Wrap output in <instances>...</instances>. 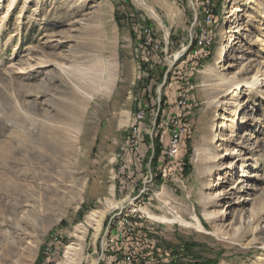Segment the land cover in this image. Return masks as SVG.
<instances>
[{
  "label": "rangeland",
  "instance_id": "rangeland-1",
  "mask_svg": "<svg viewBox=\"0 0 264 264\" xmlns=\"http://www.w3.org/2000/svg\"><path fill=\"white\" fill-rule=\"evenodd\" d=\"M145 1L163 27L133 0H16L3 21L0 264H41L56 236L53 264H64L73 243L67 264H111L121 246L135 250L139 264H264V87L232 85L264 73V0ZM9 2L0 0V21ZM204 36L209 45L199 50ZM108 60L113 72H104ZM178 91L188 101L182 113L190 132L176 179L162 182L156 171L165 136L157 125L175 110ZM139 103L150 110L149 125L158 112L155 131L141 129L151 130L145 144L157 146L156 157L150 147L135 154L126 144ZM223 146L241 150L243 160L196 162L198 150L219 157ZM92 211H103L100 230L85 225ZM132 215L142 219L116 238Z\"/></svg>",
  "mask_w": 264,
  "mask_h": 264
},
{
  "label": "built area",
  "instance_id": "built-area-1",
  "mask_svg": "<svg viewBox=\"0 0 264 264\" xmlns=\"http://www.w3.org/2000/svg\"><path fill=\"white\" fill-rule=\"evenodd\" d=\"M205 37V36H204ZM143 38L145 40L144 44L147 46L150 42H152V36L149 33L148 29L144 31ZM154 43V41H153ZM209 45V39L207 37L203 38L201 37V45L199 50L204 49L205 46ZM157 47L155 46V49ZM195 54H198V51L196 50ZM167 73V72H166ZM184 91H178V96L176 97L174 104H175V110L173 113H171L169 116L165 117L162 115L160 122L157 126H162V133L161 137L165 136V141L161 140L162 143L161 148V156H159V173L161 176V181L166 182L168 180H173V178L176 179V165H180L179 158L182 154V149L185 141V132H190L189 125L186 124L183 120L184 114L182 113L183 110L188 109V101L186 96L183 94ZM150 110L148 108L142 109L141 117L139 119L135 120V127L133 130V146H130L131 149L135 152V154L138 152H141L143 150L142 148V141H145V138L147 135H150L151 130L149 131H141L140 130V122L142 119H148V117H151V113H149ZM157 114L153 115V121L150 122L153 124L152 131H155V121L157 120ZM153 144H150V150L153 152ZM139 162V161H138ZM146 183H150V172L147 171L145 175V181ZM139 209H134L132 211L134 214ZM140 211V210H139ZM141 216H135L132 215V220L126 221L125 223L121 224V227L116 229L114 232L116 233V238L121 236L123 237L126 232H129L131 234L134 230L133 225H137L138 220H141ZM147 219V218H146ZM149 219V218H148ZM147 232H150L149 229H147ZM51 244H50V255L51 254H59V247L60 244H58V237H51ZM133 249V247H132ZM114 262L111 264H139L137 260V256L135 255V250L127 249V247H119L115 249L114 251ZM47 257H44L41 264H51L50 263V255L46 254Z\"/></svg>",
  "mask_w": 264,
  "mask_h": 264
},
{
  "label": "bare ground",
  "instance_id": "bare-ground-1",
  "mask_svg": "<svg viewBox=\"0 0 264 264\" xmlns=\"http://www.w3.org/2000/svg\"><path fill=\"white\" fill-rule=\"evenodd\" d=\"M27 1V0H26ZM157 1L159 0H153V3H157ZM252 1V0H251ZM133 2L141 9H143L147 15L154 19L158 24H160V26L163 27V24H162V21H161V18L159 17V15L157 14L156 12V9L153 5H149L145 0H133ZM16 3V0H10L9 4L7 5L6 9H5V12H4V15H3V18L2 20L0 21V28L2 27L3 25V21L5 20L6 17H8L11 9L14 7ZM251 3L254 4V1H252ZM159 5V4H158ZM26 7V3L23 5V8ZM160 7L162 9H165L166 12H170V11H176L175 8L167 3V2H163L162 1V4H160ZM23 11V10H22ZM22 11L19 13L18 15V19H17V26H20L23 24V14H22ZM243 10H239V13H242ZM233 28V26L231 27V29ZM231 31V30H228V32ZM234 33V32H232ZM167 35V34H166ZM181 52H183V50H181ZM177 53L175 54L173 60L169 63L170 66H172L175 62H176V59L179 58V56L182 54V53ZM116 67V63L112 62V60H108V62L106 63V66H105V69H104V72H113V69ZM229 68V67H228ZM226 68L225 66H223V68L221 70H224V69H228ZM95 79V78H94ZM96 81V80H95ZM93 81L91 83V86L92 88L95 86L96 82ZM105 81V80H104ZM115 83V76L113 77V80L109 79V77H107V80H106V83H105V86H104V92L105 94H108L110 92V89H111V86H113V84ZM236 89L239 88V87H245L246 89H249V90H255V89H258V88H261V87H264V73H256L252 78L248 79V80H237L235 82H233L232 84ZM160 92V91H159ZM233 100H238L240 99V97H237V98H232ZM144 109H146L144 107ZM141 117V113L137 116L136 119H139ZM146 123V119H142L141 122H140V130L142 129V126ZM145 126V125H144ZM134 127H135V123L132 127V131L130 132V138H132V135H133V130H134ZM162 127V126H159V128ZM131 130V129H130ZM186 133V132H185ZM226 136V135H225ZM59 138H65L64 136H59ZM257 139L256 137H253L252 140H255ZM208 140V138H207ZM220 140L224 143V146H227V139L222 137L220 138ZM68 148H72L73 146V140L71 138H69L68 140ZM209 142V141H208ZM211 142V141H210ZM128 146H133V139H128ZM126 143V144H127ZM223 145V144H222ZM221 144L219 146H222ZM222 147L224 150L222 151V154L219 156V157H213L212 153L210 152L209 148H203V149H200L197 151V160L196 162L200 163L202 162V164H210V163H213L217 160H220V159H224V158H227V157H232V158H238L239 160H243V156L244 154H242V151L241 150H236V149H233L232 150V154L230 153H227L225 147ZM161 156V155H160ZM201 157H205V159H201ZM250 159V158H249ZM238 160V161H239ZM204 161V162H203ZM207 166V168H209V166ZM150 179L152 180V177H150ZM145 180V178H144ZM209 197L207 196L206 198H203V203L206 205L210 204V200H208ZM208 200V201H207ZM125 201L126 200H122L121 202H118V204L120 205V208H123V204H125ZM216 202H219V199L216 200ZM212 203V202H211ZM213 214H205V218L206 219H211L213 218ZM152 216H150L149 218H151ZM104 220V215H103V211H92L90 212L87 217H86V220H85V225H89V226H97V229L100 230L101 229V225H102V222ZM85 225H79L76 227V233H75V237H78V234L79 235H82L84 234L85 235V232L83 230V228L85 227ZM118 227V226H116ZM114 229V228H112ZM117 229V228H116ZM100 232V231H98ZM111 233V232H110ZM81 237V236H80ZM78 237V238H80ZM51 243H49L50 245ZM60 244V242L58 243ZM50 247V246H49ZM78 245L76 246L74 243L71 244V245H68L67 248L65 249L64 251V254H63V263L64 264H67L69 263V260L71 259V257L73 256V253L78 249L77 248ZM79 251V250H78ZM77 252V251H76ZM54 256V254H53ZM74 257V256H73ZM260 260V258H259ZM50 262H51V259H50ZM53 264V263H51ZM55 264V263H54ZM96 264V263H95ZM107 264V263H106Z\"/></svg>",
  "mask_w": 264,
  "mask_h": 264
},
{
  "label": "crops",
  "instance_id": "crops-1",
  "mask_svg": "<svg viewBox=\"0 0 264 264\" xmlns=\"http://www.w3.org/2000/svg\"><path fill=\"white\" fill-rule=\"evenodd\" d=\"M208 53V52H207ZM165 75H166V73L164 74V76H163V80L165 79ZM143 77V76H142ZM145 102V101H144ZM143 104H141V103H139V105L137 106V107H141ZM143 107H144V105H143ZM167 111V108H164L162 111L164 112V111ZM173 111H174V108L173 109H171L170 111H169V113L168 114H171V113H173ZM127 113H129V112H127ZM118 123V122H117ZM146 127H148V126H150L149 124H148V122H146V125H145ZM129 136H130V133H129V130H128V132H127V136H126V140H128L129 139ZM155 136H157V134L155 135ZM145 142L146 141H142V148H143V150L142 151H145L144 149L146 148L147 150H149V147H150V144L146 147V144H145ZM127 143V142H126ZM141 151V152H142ZM143 154H144V152H143ZM142 154V155H143ZM139 163H140V161H139ZM158 170H159V165H158V167H157V171H156V175H157V177H158ZM155 178V177H154ZM143 187H144V183H143ZM143 187H142V189H143ZM141 189V190H142ZM140 192V191H139Z\"/></svg>",
  "mask_w": 264,
  "mask_h": 264
},
{
  "label": "trees",
  "instance_id": "trees-1",
  "mask_svg": "<svg viewBox=\"0 0 264 264\" xmlns=\"http://www.w3.org/2000/svg\"><path fill=\"white\" fill-rule=\"evenodd\" d=\"M155 147H157L156 145L154 146V157H156V154H155ZM156 151H157V153H158V150H157V148H156ZM155 159V158H154ZM154 161V160H153ZM211 263H213V262H211Z\"/></svg>",
  "mask_w": 264,
  "mask_h": 264
}]
</instances>
